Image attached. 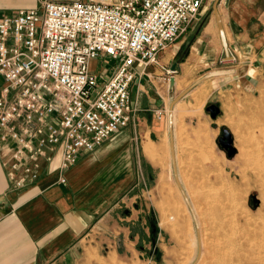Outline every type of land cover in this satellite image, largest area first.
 <instances>
[{"label":"crops","instance_id":"1","mask_svg":"<svg viewBox=\"0 0 264 264\" xmlns=\"http://www.w3.org/2000/svg\"><path fill=\"white\" fill-rule=\"evenodd\" d=\"M213 2V7L217 5L229 51L232 55L237 52L239 58L235 66L215 68L219 60L225 64L222 61L225 52L219 31L216 37L209 22L188 49L190 59H198V66L209 68L190 91L197 93V99L190 98L185 103L191 95L188 93L173 104L180 95L172 99L179 81L174 76L175 86L171 89L169 80L173 76L166 77L164 72L172 68L177 55L184 53L183 39L163 51L157 65L137 68L130 96L132 102L137 99L140 106L138 123L132 118L126 128L94 151H81L77 163L68 170H61L63 148L59 146L39 160L42 172L38 181H28L18 190L11 189L9 174L12 170L6 162L9 151L16 149L17 143L11 138L0 142V264L140 262L136 249L140 237L133 230L139 226L148 233L151 211L159 226L164 219L158 207L164 174L161 164L168 147L170 149V117L174 124L175 108L196 101H204V108L214 104L219 114L216 118L209 114L210 123L206 121L208 116H204L203 121L223 130L227 116L242 115L244 106L261 96L264 90V0ZM36 6L37 0H0V20ZM203 9L204 5L200 15ZM104 60L101 57L91 62V70L102 82ZM226 69H232L233 73L202 80L211 71ZM3 86L0 78V92ZM200 119L197 128L187 127L192 131L193 140L206 128H202ZM173 135L176 147L175 124ZM143 170L156 173L149 209L136 204V199L144 194L140 192L138 196L133 190ZM61 177L65 178V183L60 182ZM119 241L123 245L116 246Z\"/></svg>","mask_w":264,"mask_h":264},{"label":"built area","instance_id":"2","mask_svg":"<svg viewBox=\"0 0 264 264\" xmlns=\"http://www.w3.org/2000/svg\"><path fill=\"white\" fill-rule=\"evenodd\" d=\"M204 2L37 0L35 8L2 18L0 142L17 143L6 162L10 188L38 181L47 152L63 148L65 171L81 151H94L126 128L135 112L130 86L137 68L157 65ZM101 57L112 64L102 69L110 72L103 82L91 70Z\"/></svg>","mask_w":264,"mask_h":264},{"label":"rangeland","instance_id":"3","mask_svg":"<svg viewBox=\"0 0 264 264\" xmlns=\"http://www.w3.org/2000/svg\"><path fill=\"white\" fill-rule=\"evenodd\" d=\"M213 3V0H205L202 15L176 41L179 43L184 39L181 47L185 46V51L174 59L175 73L168 75L166 70L171 69L164 70L166 77L177 76L179 81L173 100L209 69L198 66V59H190L188 49L209 22L217 37ZM234 53L230 54L237 61L222 65L219 60L215 68L235 66L239 56ZM111 66L108 59L101 63L102 69ZM103 74L104 79L110 76L108 71ZM190 94L185 103L197 96L194 91ZM203 103L196 101L192 105L177 106L179 114L175 112L174 120L177 172L196 220L175 181L168 147L161 164L164 174L158 203L164 219L159 226L151 211L148 233L142 227L134 228L133 233H139L140 237L136 243L140 262L134 264H264V260L260 262L264 240V90L261 96L244 106L242 115H229L223 121V130L229 131L232 145L237 150L232 157L219 143L223 130L203 121L204 116H208L206 121L210 123L211 115L207 111L210 105L204 108ZM133 104V118L138 123L141 111L138 100L135 99ZM200 116L203 117L200 119ZM199 119L202 128H206L193 140L190 136L192 131L187 127L197 128ZM155 175L152 170L147 173L143 170L133 186L136 195L140 192L145 195H138L136 199V204L142 208L152 207L150 191L156 184ZM259 175L262 176L261 183ZM118 243L116 246L123 245V242Z\"/></svg>","mask_w":264,"mask_h":264},{"label":"water","instance_id":"4","mask_svg":"<svg viewBox=\"0 0 264 264\" xmlns=\"http://www.w3.org/2000/svg\"><path fill=\"white\" fill-rule=\"evenodd\" d=\"M214 10V14L216 17V21H217V26H218V31H219V35L221 38V42H222V46L224 48V52H225V56L222 59V61L224 63H228V62H232L234 60V58L232 57V55L230 54L229 51V47L227 45V41H226V37H225V33L223 30V26L221 23V19L219 16V13L217 11V5L215 4L213 7ZM172 72L176 71V65H173L171 68ZM233 73L232 69H226V70H215V71H211L209 73H207L202 80H207L210 79L212 77L215 76H220V75H225V74H231ZM170 88L173 89L175 86V77H171L170 78ZM196 86V83L191 86L189 89L185 90L184 92H182L173 102V104H175L176 102H178L179 100H181L186 94H188L194 87ZM207 111L211 114V116L213 118H215L217 116V114H219V108L216 105H210L207 108ZM219 143L224 147V149L227 150L229 157H232L236 154V149L233 147V139L231 134L229 133L228 130L224 129L222 132V137L219 139ZM170 149H171V160H172V168H173V174L175 177V181L178 184L183 197L187 203V205L189 206V208H191L190 206V201L187 197V194L185 193L184 189L182 188L179 178H178V172H177V165H176V157H175V144H174V136H173V119L172 117H170ZM192 210V209H191Z\"/></svg>","mask_w":264,"mask_h":264},{"label":"bare ground","instance_id":"5","mask_svg":"<svg viewBox=\"0 0 264 264\" xmlns=\"http://www.w3.org/2000/svg\"><path fill=\"white\" fill-rule=\"evenodd\" d=\"M208 32H210V29H208L207 30ZM234 61V60H233ZM175 73V72H174ZM173 73V74H174ZM169 82H170V80H169ZM182 82H184V81H182ZM169 85H170V83H169ZM204 86H205V84H204ZM207 89V88H206ZM205 90V89H204ZM184 92V91H183ZM203 92V91H202ZM202 96V95H201ZM200 96V97H201ZM193 97V96H192ZM194 97H196V95L194 96ZM193 97V98H194ZM203 97H204V94H203ZM196 99H197V97H196ZM199 99V98H198ZM201 100V99H200ZM203 104H205V102L203 103ZM203 104H201L202 106H203ZM199 105V104H198ZM182 107V106H181ZM201 106H199V108H200ZM202 108V107H201ZM176 109V108H175ZM182 109V108H181ZM170 111V110H169ZM180 111V110H179ZM196 111V110H195ZM172 112V111H171ZM175 112L176 111H173V115L175 116ZM183 112H184V110H183ZM198 112V111H197ZM176 113H178V111L176 112ZM170 114V113H169ZM179 114V113H178ZM179 116V115H178ZM181 118V117H180ZM179 118V119H180ZM176 119V118H175ZM174 125V124H173ZM174 136V135H173ZM258 175V174H257ZM178 178H179V176H178ZM258 178H259V183H261L262 182V180L260 179V178H262V176L261 175H259L258 176ZM180 181V180H179ZM180 184H181V182H180ZM182 186V185H181ZM183 188V187H182ZM190 206H191V203H190ZM189 207V206H188ZM190 209V211H191V213L193 214V216H194V218H195V215H194V212H193V208H192V206H191V208H189ZM192 209V210H191ZM195 220H196V218H195ZM258 247H260V246H258ZM257 247V248H258ZM261 250H262V253H261V256H260V262L262 261V260H264V240H263V244H262V247H261ZM260 252V251H259Z\"/></svg>","mask_w":264,"mask_h":264}]
</instances>
